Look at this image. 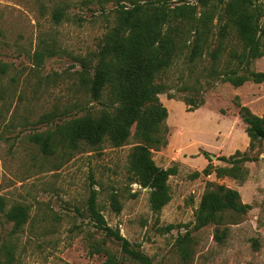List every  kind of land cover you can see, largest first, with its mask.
Instances as JSON below:
<instances>
[{"label":"rangeland","instance_id":"374dc122","mask_svg":"<svg viewBox=\"0 0 264 264\" xmlns=\"http://www.w3.org/2000/svg\"><path fill=\"white\" fill-rule=\"evenodd\" d=\"M184 2L201 8L199 0H178ZM117 6L118 0H0V196L6 210L24 205L29 213L27 223L15 230L0 211V264H105V255L93 252L105 234L90 219L92 188L108 224L155 264H264V140L249 149L238 108L241 103L264 114V82L236 87L221 80L227 53L217 61L210 53L218 47L224 21L214 20L202 55L192 58L194 37H184L183 51L161 76L167 84L159 96L168 109V144L152 149V156L161 167H177V173L169 178L172 198L159 212L151 206V189L131 179L135 125L122 146L105 140L66 156L62 151L44 156L30 140L35 132L106 108L79 84L80 59L92 58ZM58 8L65 12L60 22L53 17ZM226 42L237 46L235 32ZM252 69L264 71V56ZM190 98H203L204 104L188 111L185 99ZM46 114L51 116L43 119ZM238 149L256 159L242 164V178L218 177L215 168L231 165L220 158ZM208 165L213 172L205 175ZM196 171L201 174L194 176ZM219 184L237 189L252 207L227 212L219 225L194 229L203 194ZM114 192L120 212L111 204ZM187 232L185 252L180 244ZM106 247L123 264H141L115 240L108 238Z\"/></svg>","mask_w":264,"mask_h":264},{"label":"trees","instance_id":"16d2710c","mask_svg":"<svg viewBox=\"0 0 264 264\" xmlns=\"http://www.w3.org/2000/svg\"><path fill=\"white\" fill-rule=\"evenodd\" d=\"M199 1L200 9L197 4H179L178 0H118L114 23L102 35L92 58L80 59L82 70L79 72V84L94 100L103 102L106 108L98 115L88 112L58 123L53 129L31 134L30 140L39 146L44 156L61 151L62 156H66L84 144L96 147L105 140L122 146L130 138L135 125L134 136L138 141L129 160L131 179L151 189V206L159 212L172 198L169 178L177 173V167H161L152 156V149H160L168 144V109L159 96L166 91L167 84L161 80V76L183 51L182 39L194 37L192 58L202 55L212 34L214 20L224 21L220 26L218 47L210 53L214 61L227 53L225 69L219 72L221 80L236 87L250 80L264 82V71L252 69L254 60L264 56V0ZM53 17L60 22L65 12L58 8ZM233 32L238 39L237 46H230L226 42ZM36 57L41 60L43 54L36 53ZM185 103L188 111H194L204 104V99H185ZM238 108L247 124L249 149L254 150L256 143L264 140V114L258 115L241 103H238ZM50 116L46 114L43 119ZM220 159L231 165L215 168L218 177L242 178V164L256 158L250 156L247 150L238 149ZM212 172L211 165L202 171L205 175ZM200 174V171H196L194 176ZM111 204L117 212L121 211V203L115 192L111 195ZM251 207V204L241 200L237 189L219 184L203 194L195 211L194 229L210 224L219 225L224 222L227 212L245 213ZM88 210L90 219L105 234V239L93 245L94 253L105 255V264H123L118 255L106 247L108 238L119 242L128 257L141 264H155L149 255L133 248L118 228L108 224L99 207L96 188L90 191ZM0 211L14 222L15 230L21 229L28 221L26 206L15 205L6 210L2 196ZM188 236L189 232L183 236L180 244L185 252Z\"/></svg>","mask_w":264,"mask_h":264},{"label":"water","instance_id":"95a60500","mask_svg":"<svg viewBox=\"0 0 264 264\" xmlns=\"http://www.w3.org/2000/svg\"><path fill=\"white\" fill-rule=\"evenodd\" d=\"M214 157V156H213Z\"/></svg>","mask_w":264,"mask_h":264}]
</instances>
